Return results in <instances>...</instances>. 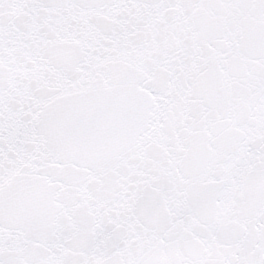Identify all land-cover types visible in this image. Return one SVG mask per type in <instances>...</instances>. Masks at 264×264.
<instances>
[{
  "label": "snow or ice",
  "instance_id": "snow-or-ice-1",
  "mask_svg": "<svg viewBox=\"0 0 264 264\" xmlns=\"http://www.w3.org/2000/svg\"><path fill=\"white\" fill-rule=\"evenodd\" d=\"M0 264H264V0H0Z\"/></svg>",
  "mask_w": 264,
  "mask_h": 264
}]
</instances>
